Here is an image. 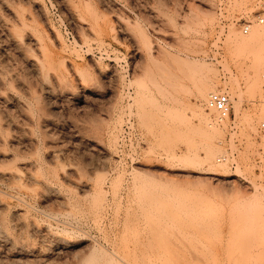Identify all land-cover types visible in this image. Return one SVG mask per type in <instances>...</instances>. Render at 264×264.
<instances>
[{
  "label": "rangeland",
  "instance_id": "rangeland-1",
  "mask_svg": "<svg viewBox=\"0 0 264 264\" xmlns=\"http://www.w3.org/2000/svg\"><path fill=\"white\" fill-rule=\"evenodd\" d=\"M27 1L31 4L34 0H19V3L26 7ZM35 1L45 9L43 19H47L48 24V27L44 24L45 28L42 22L37 23V28L43 37L49 34L50 39L54 37L53 32L60 34L64 59L70 58L77 67V74L69 72L67 78L69 88L76 84L77 88L70 91L67 88L68 92L61 98L67 97L66 100L58 102L57 113L53 115L61 121L65 132L74 130L78 135L76 140L83 136L82 139L92 145L91 158L94 159L91 162L94 166L100 165L96 164L97 171L86 175L88 182L93 183V186L89 183L88 199L86 195L79 196L74 189H71L73 193L70 189H61L67 199L73 194L71 200L75 209L84 208L82 211L78 207L80 212L73 209L71 214L63 211L69 215L61 213L57 223L51 222L56 229L68 228L67 233H61L63 237L70 234L66 238L71 247L66 248L68 253H63L57 261L79 264L86 253H91L87 257L95 264H264V153L257 146L264 138L258 129L257 133L249 134L240 122V113L258 111L260 95H264V81L260 78L264 72V50L259 54L263 60L258 72V88L250 97L245 92V76L254 57L250 52L255 54L252 49L256 47L250 52L245 47L243 52L239 49L242 47L240 37H247L251 27L264 24L259 22L264 19V0H66L82 11L83 16L94 9L97 13L94 21H98L92 31L104 27L97 32V40L88 36L87 31L83 36L79 23L66 16L64 0ZM191 13L197 19L190 20ZM245 26H249L248 31L243 33ZM47 34L45 40L49 42ZM80 41L84 42L83 46ZM72 48L74 52H68ZM175 55L207 68H182V62L173 59ZM91 64L99 68L95 70ZM110 74L115 77L107 78ZM204 78H211L219 89L225 84L241 91L242 112L236 115L230 101L226 127L212 111H207L209 118L222 127L217 139L220 142L212 145L204 141L191 113V108L196 106L194 86ZM79 91L84 92L79 94ZM135 93L138 94L136 104L131 101ZM67 114L75 121V126ZM86 121L88 124L92 121V126H87ZM76 124H81L80 128ZM88 133L90 137L86 138ZM206 148L215 157L226 156V162L212 161L213 165H209L203 159ZM71 153L70 160L77 163L81 160L79 166L83 163L85 166L83 154L75 150ZM41 156L45 162L46 151L42 150ZM75 194L80 197L79 201ZM149 196L157 198L160 204L147 206L145 197ZM28 202L34 208L41 204L33 199ZM163 206L170 213L165 212ZM68 249H73L72 252L77 249L79 253L75 258L85 256L74 260L71 254L76 252L70 253ZM228 250L233 256H229V260ZM103 251L109 256L108 260L111 258L109 261L102 255ZM208 251L217 252L216 257L215 254V258L209 256ZM200 252L207 255L199 256ZM93 255L97 258L92 259ZM193 256H197V261ZM239 257L243 259L239 261Z\"/></svg>",
  "mask_w": 264,
  "mask_h": 264
},
{
  "label": "bare ground",
  "instance_id": "bare-ground-1",
  "mask_svg": "<svg viewBox=\"0 0 264 264\" xmlns=\"http://www.w3.org/2000/svg\"><path fill=\"white\" fill-rule=\"evenodd\" d=\"M107 2H110V1L107 0ZM70 3H72V2H70ZM77 3H79V2H77ZM85 3H86V1H85ZM21 4H22V2L19 3V0H0V264H61L57 260H59V258L62 257L63 253L67 252L65 250L66 248L71 247V245L69 244V240L66 238V237H70L69 236L70 234L68 236L65 235L67 233L66 230L68 229V228L66 229V226L61 227L62 229H60V228L56 229L52 226L51 222L52 221H55V222L58 221L59 215L61 213H65L63 211L70 212L69 214H71V211H75L79 207L76 204L78 207L76 209L74 208V205H75L74 201L72 202V200H71V198H73L72 197L73 194H72L71 198L67 199L66 197H64L65 192L63 194L61 189L63 187L65 190L66 189H68V190L74 189L75 191H77L79 196L86 195L91 189L89 183H91V181H92V180H90V182H88L89 180H87L86 177H89V176H86V175L88 173H92L93 170H96L95 166L98 163H96L94 166L91 162V159H94V158H91L92 157V151H93L92 145H90L87 141L83 140L82 139L83 136L80 138V140H76L78 135L73 132L74 130L72 132H65L62 125L59 123L60 120L58 121L57 117L53 115V113L54 114L57 113L58 106H59V105L57 106V104H59L58 102H60V100L61 101L64 100V99H61L63 93H65V91H67L68 89H69L68 91H70L71 87L69 88V84L67 83V80H69V79H67L68 74H69V72L74 73V75H75V73L77 74V72H76L77 67L73 63L74 61L72 60L73 61L72 62L71 59L69 58V57H71L69 54H68L69 60H67V57H66V60L64 59V55L62 53L63 49L60 46V42H59V35L60 34L57 35L55 32H53L54 37L52 39H50L49 34L46 33L47 30H45V33L48 36L47 38H48V40H50L49 42H47L45 40L46 34L44 33L45 37H43L41 30H39V28H37V23L41 24V22H42V25L44 26V24L47 22L46 21L47 19L45 20L46 22L43 19L45 9H43L40 2L34 0L33 2H31V4L30 3L27 4L26 7H23L22 6L23 4L22 5ZM106 4H108V3H106ZM28 5H30V6H28ZM60 5H62V4H60ZM63 5H64L65 10H66L65 11L66 16L72 22L79 23L80 31L81 30L84 31V32H82L83 36H84L83 33L87 34V32H88L87 35L90 36L91 38H93L94 40L95 39L97 40L99 38L97 35L98 34L97 32L100 33L99 29H104V27L99 28V29L97 28V31L96 30L92 31V29L95 27V26L93 27V24L96 25V22L98 21V20L94 21V19L96 18V15H95L96 12L95 13L93 12L94 9H93V11H88L87 15L83 16V14L81 15L82 11L79 12L78 9L76 10L75 9L76 6L75 7L72 6L66 0L63 1ZM64 7H63V9H64ZM90 7H91V5H90ZM77 8H79V7H77ZM87 9H89V7ZM79 10H80V8H79ZM153 15L157 19V16L154 13H153ZM118 16H119V14H118ZM188 18L193 21L194 19H197V16L193 15L191 13V14H189ZM81 19H86V22L84 20L81 21ZM189 19H188V21H190ZM67 21H69V20L67 19ZM101 21H102V18H101L100 22ZM99 24H101V23H98V25ZM46 27H48V24ZM76 28H77V26H76ZM85 31H87V32H85ZM82 37H80V38H82ZM84 38L85 37H83V39ZM241 38H242V40H241ZM87 39H90V38L87 37ZM85 40H86V38H85ZM240 41H242V47L239 48L240 51L242 50L243 47H245V50H247V51L249 50V52H250V50L252 48L256 47V50H255V48L252 49L256 52L255 54L253 52L252 53L250 52V54H252V57H253V55H254V57L252 59H250L252 62L250 61L251 65L250 64L248 65L250 71L248 74H246L247 78L245 76V80H246L245 81L246 82L245 83V92H246V94H248L251 97L253 95V93L255 92V90H257V88H258V72H259V69L261 67V63L263 60V59L261 60L260 57L264 56V55L259 56L260 52H262L264 50V24L255 25L254 27H251L250 34H248V36L245 38H243L241 36ZM81 43L83 46L84 42L82 41ZM102 43H103V41H102ZM61 44L63 46L64 43H61ZM85 44L87 45V43H85ZM99 45L102 46L101 43ZM87 46H86V48H87ZM103 46H105V45H103ZM65 47H67V46H65ZM246 48H249V49H246ZM79 49H76V50H79ZM73 50H75V49L72 48L68 52H71V51L74 52ZM99 50L97 48V52ZM260 50H262V51H260ZM81 52H82V50H81ZM86 52H89V50H87ZM90 52H91V50H90ZM241 52H243V51H241ZM255 57H257V58H255ZM79 58H82V57L79 56ZM89 58H90V56H89ZM173 59H175L177 61V63L182 62V64H181L182 68L199 69V70H201L203 68H205V69L207 68L202 63L198 64L199 62L197 63L194 60L181 59V58L177 57L176 55H175V58H173ZM82 60H83V58H82ZM85 61L87 62V60H85ZM80 63H81V65L84 64L83 61H80ZM92 63H93V61H92ZM180 63H179V65H180ZM76 64H78V63H76ZM86 66H87V64H86ZM91 66H92V64H91ZM96 67L99 68V66L98 65L96 66V64H95V68ZM80 71H81V69H80ZM78 74L81 75L80 73H78ZM79 75H78V77H79ZM87 76H88V70H87ZM112 76H114V74H110L109 76H107V78H110ZM85 77H86V75H85ZM88 77H90V76H88ZM105 77H106V75H105ZM135 77H136V75H135ZM71 79H73V78L71 77ZM90 79H92V78H90ZM115 80H116V78H115ZM71 81H73V80H71ZM118 81H121V80L119 79ZM132 81H131V83H132ZM79 82H77V83H79ZM88 82H89V80H88ZM152 82L154 84H156L155 81H152ZM214 82L215 81H213L211 78L210 79L204 78V79H202V81H199L198 84H196L194 86L193 96H194V100L196 102V106L191 108L192 116L194 117V119L198 125L197 130H199V133H201V135L203 136L204 141L206 143H208L209 145L215 144V142H218V143L220 142L219 140L217 141V139L219 138L218 136L221 132L220 129L222 127L220 128L219 122L215 121L214 119L209 118V116H208L209 113L211 112V110H208L207 105H206L208 95L212 92H219V91L223 92L226 95H228L229 100L233 102L232 108L234 110V113L236 115H238V113L242 112V111H240L241 106H242L241 105L242 104L241 91L239 89L238 90L237 89L236 90L231 89V87H227L225 84H223L222 88L219 89L215 85ZM85 83H86V81H85ZM73 84L75 85V83H73ZM82 84H84V83L82 82ZM119 84L121 85L122 82L121 83L119 82ZM76 85L74 86V88H77ZM125 88H127V86ZM117 90H118V88H117ZM83 92L84 91H79V94L80 93L82 94ZM70 93H72V92H70ZM137 95H138L137 93H135V95L134 94L132 95V97L134 96V98L131 101L134 100L133 102H135V104L137 101L136 99H138ZM74 96H75V94H74ZM76 96L78 97L79 95L77 94ZM132 97H130V98H132ZM66 98H65V100H66ZM68 98H69V96H68ZM130 98H127V99H130ZM233 98H234V101L232 100ZM260 98H261L259 100L260 103H259V106L257 108L258 111L256 110V113H253V112H252L253 114L252 113L251 114H244V112L240 113L241 114L240 115L241 126L249 134L257 133V127L256 126L259 123V121L264 117V95H260ZM31 103L34 104L35 109H33V104H31ZM66 103H63V104H66ZM70 103H71V100H70L69 104ZM129 105H131V104L129 103ZM46 107L50 108L49 110H51V112H49L48 109H47L48 111L45 110ZM207 111H210V112H207ZM67 118H69L68 114H67ZM70 120H72V119H70ZM82 120H84V118ZM89 120L90 119H88V121ZM72 121H73V125H74L75 121L74 120H72ZM78 121H79V119H78ZM78 121L76 120L77 123H79ZM82 122H81V124H82ZM220 122L222 123V126L224 125L226 127L228 125L227 119L226 120H220ZM64 123H66V122H64ZM81 124H79V125H81ZM89 124L91 125L92 121H91V123L89 122ZM89 124L86 121V125L88 126ZM77 125L78 124H76V126ZM82 125H84V122ZM87 126H85V127H87ZM76 128H78V127H76ZM79 128H80V126H79ZM89 128H91V127H89ZM83 129L81 128L80 130H83ZM68 130H70V129H68ZM88 130H90V129H88ZM84 131H82V132H84ZM77 132H78V130H77ZM85 133H87V131ZM90 133H88L86 138H88ZM66 136H67V138H66ZM259 143L260 144L257 143V146L264 153V140L262 139V141ZM206 149L207 150H205V152L203 153V159L206 160L209 163V165H213L212 161H219V163H220V161L226 162V159H225L226 156L221 157V155L219 154L218 157H215V156H213L212 152L208 150V148H206ZM42 150L46 151V158H43L45 160V162L42 160V157H44V156H41ZM74 150H75V153H80V154H83L85 156V166H83L84 163L82 164V166H79L78 163L81 162V160L77 163V162H74V161L69 159L70 158L69 153L72 154L71 152H74ZM80 154L78 155L79 157H80ZM43 155H45V154H43ZM73 158H74V156H73ZM96 162H98V161L96 160ZM222 164H218V166H222ZM98 166H100V165L98 164ZM97 169H99V168H97ZM94 173H95V171H94ZM89 175H91V174H89ZM91 177H92V175L90 176L89 179H91ZM59 184L62 186L61 188L58 186ZM92 184L93 183H91V185ZM74 190H73V192H74ZM69 192H72V190ZM90 193H92V192H90ZM77 195L75 194V196H77ZM88 195H86L85 198H87ZM77 198H78V200H77ZM29 199L37 200L38 202H36V203L40 202L41 204L37 208H34L33 207L34 205L33 204H32L33 206L30 205V203L28 202ZM75 199L77 201H79L80 197L77 196ZM83 200H85V199L83 198ZM86 202L89 203L90 201L86 200ZM145 202L147 203V206L149 205L151 207H154L158 203L160 204V202H157V198H154L152 196L145 197ZM75 203H76V201H75ZM77 203H79V202H77ZM82 203L84 204L83 201L81 202V204ZM162 204H163V202H162ZM79 205H80V203H79ZM84 205H82V207ZM164 208L165 207L163 206V210L165 212L170 213V210L168 211L167 207L165 209ZM73 209H75V210H73ZM78 210L75 212H80ZM66 214H67V216L69 215L68 213H65V216H66ZM72 214H74V212H72ZM81 214H80V216H81ZM62 216H63V214H62ZM67 218L68 217H66V219ZM69 218H71V217H69ZM77 219H75V220H77ZM76 222H78V221H76ZM55 225H57V224H55ZM63 225L64 224H61V226H63ZM58 226H59V223H58ZM70 227L72 228V226H70ZM75 229H77V228H75ZM75 229H73V230H75ZM60 231H62V232H60ZM64 231H66V233H64L65 237L62 236L63 234L61 235V233H63ZM75 233H76V231H75ZM73 235H74V233H73ZM73 235H72V237H73ZM71 240L72 239H70V241ZM72 250L69 251V249H68V251L70 253L76 252L77 249L74 252H72ZM228 251H229V254H227V256H228V260H229V259H231L229 256H232V254H230L232 252L230 250H228ZM100 252H102V251H100ZM208 252H210V251H208ZM212 252H214V251H212ZM77 253H79V252L77 251L76 254L75 253L71 254L72 258L73 257L75 258V256L78 257ZM215 253H217V252H215ZM215 253H213V254H215ZM89 254L91 255V253H89ZM89 254L86 253V258L83 257V256H85L84 254H83V256L82 255L79 256V258L76 257L77 259H80L81 257H83L82 261L79 264H81V263L82 264H95L94 262H92L93 260H90L87 257V255H89ZM195 254H198V253H193V255H195ZM205 254L206 253H204V252H200L198 255L204 256ZM207 254L209 256L211 255L213 258L216 257V254L214 257V255L211 254V252H210V254L209 253H207ZM71 255H69V256H71ZM102 255L105 256L106 260H108L107 258H109V256L107 257L105 252H104V254L102 253ZM225 256H226V253H225ZM94 257H95V255L92 256V259ZM193 257L195 258L197 256H193ZM76 258L74 260H76ZM84 258H85V260H84ZM95 258H97V257H95ZM194 258H193V260H196V258L195 259ZM73 259H71V260H73ZM242 259H243V257H242ZM242 259L239 257V261H241ZM96 260H95V262H96ZM101 260H100V262H101ZM67 261H69V260H67ZM67 261L65 262L63 260L62 262H64L65 264H77L76 263L77 261L76 262H74V261L73 262H71V261L67 262ZM97 261H99V260H97ZM78 262H79V260H78ZM101 263H99V264H101Z\"/></svg>",
  "mask_w": 264,
  "mask_h": 264
},
{
  "label": "built area",
  "instance_id": "built-area-1",
  "mask_svg": "<svg viewBox=\"0 0 264 264\" xmlns=\"http://www.w3.org/2000/svg\"><path fill=\"white\" fill-rule=\"evenodd\" d=\"M260 23L264 22V19H259ZM249 26H245L243 33L248 31ZM260 78L264 81V72L261 73ZM262 90L264 91V84L262 85ZM206 105L208 110L215 113L218 120L229 119L230 116V100L225 93L222 92H212L208 95ZM258 132L264 137V119H261L257 126Z\"/></svg>",
  "mask_w": 264,
  "mask_h": 264
}]
</instances>
